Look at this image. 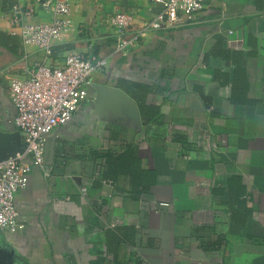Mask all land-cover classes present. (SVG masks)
<instances>
[{"label": "crops", "instance_id": "1", "mask_svg": "<svg viewBox=\"0 0 264 264\" xmlns=\"http://www.w3.org/2000/svg\"><path fill=\"white\" fill-rule=\"evenodd\" d=\"M49 1L0 0V130L19 132L11 78L70 52L107 58L93 83L150 85L160 114L136 125L97 105L91 88L15 194L24 227L0 231V246L13 249L4 264H264V0H206L192 20L126 53L114 50L111 16L128 12L138 24L159 4L66 0L71 25L48 58L12 34L10 4L50 22ZM127 146L149 173L145 190L125 174L102 181L99 154ZM235 175L245 187L238 209L227 188Z\"/></svg>", "mask_w": 264, "mask_h": 264}, {"label": "built area", "instance_id": "2", "mask_svg": "<svg viewBox=\"0 0 264 264\" xmlns=\"http://www.w3.org/2000/svg\"><path fill=\"white\" fill-rule=\"evenodd\" d=\"M160 10L144 22L135 24L134 15L115 12L110 20L114 28V50L126 53L151 31L178 27L192 20L205 7L206 0H153ZM50 22L29 20L31 11L18 4L11 7L12 34L21 44L52 55V47L62 40L71 25V6L66 0L49 1ZM223 21H221L222 23ZM107 58L93 53H68L56 65L36 62L24 75L11 78L9 96L15 106L14 125L25 144L22 151L0 161V231L16 232L24 227L18 220L15 194L24 189L33 167H44L43 143L56 128L64 125L84 102L93 86L94 76L105 69ZM110 183L109 180H102ZM83 195L86 187L81 188ZM167 206V202H160Z\"/></svg>", "mask_w": 264, "mask_h": 264}, {"label": "trees", "instance_id": "3", "mask_svg": "<svg viewBox=\"0 0 264 264\" xmlns=\"http://www.w3.org/2000/svg\"><path fill=\"white\" fill-rule=\"evenodd\" d=\"M12 7L13 4H10ZM120 87V86H119ZM122 89L129 95L137 104L140 116L145 122L150 123L156 121L160 114V109L157 104L150 103L148 94L152 87L141 82L131 81L121 86ZM101 159V178L105 180H113L120 174L130 176L134 186H141L145 190L151 183L147 178L149 173L142 168L141 160L136 155L131 146H127L118 154L102 152L99 154ZM152 175V174H151ZM230 204L239 207H244L245 201L243 195L245 187L241 182V177L231 176L227 181Z\"/></svg>", "mask_w": 264, "mask_h": 264}, {"label": "water", "instance_id": "4", "mask_svg": "<svg viewBox=\"0 0 264 264\" xmlns=\"http://www.w3.org/2000/svg\"><path fill=\"white\" fill-rule=\"evenodd\" d=\"M92 88L96 93L97 105L112 108V110L129 118L132 123L139 125L140 115L137 104L125 91L115 86L98 83H94ZM24 146L19 132L0 130V161L22 151ZM12 251L13 249L10 247L0 246V264H4V260L12 254Z\"/></svg>", "mask_w": 264, "mask_h": 264}]
</instances>
